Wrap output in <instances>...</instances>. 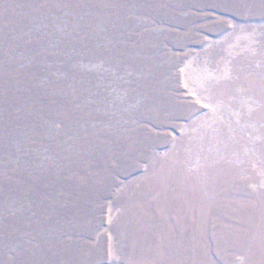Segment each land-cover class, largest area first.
<instances>
[{
    "label": "rangeland",
    "instance_id": "obj_1",
    "mask_svg": "<svg viewBox=\"0 0 264 264\" xmlns=\"http://www.w3.org/2000/svg\"><path fill=\"white\" fill-rule=\"evenodd\" d=\"M0 210V264H264V0H0Z\"/></svg>",
    "mask_w": 264,
    "mask_h": 264
},
{
    "label": "trees",
    "instance_id": "obj_2",
    "mask_svg": "<svg viewBox=\"0 0 264 264\" xmlns=\"http://www.w3.org/2000/svg\"><path fill=\"white\" fill-rule=\"evenodd\" d=\"M81 74H83L82 71H80ZM85 77L87 78H91L88 74L85 75ZM33 147V146H32ZM30 147V148H32ZM34 149H32L31 151H35L34 154H38L39 153V149H37L36 147H33ZM38 150V151H37ZM38 152V153H37ZM19 153H22V152H19ZM14 204V203H13ZM23 210H25V208L23 207ZM5 211L4 210H0V214H3Z\"/></svg>",
    "mask_w": 264,
    "mask_h": 264
},
{
    "label": "snow or ice",
    "instance_id": "obj_3",
    "mask_svg": "<svg viewBox=\"0 0 264 264\" xmlns=\"http://www.w3.org/2000/svg\"><path fill=\"white\" fill-rule=\"evenodd\" d=\"M197 103H199V101H197ZM204 107H208V105H204Z\"/></svg>",
    "mask_w": 264,
    "mask_h": 264
}]
</instances>
